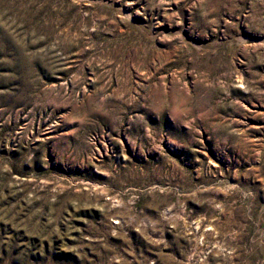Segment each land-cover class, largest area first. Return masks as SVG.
<instances>
[{
    "label": "rangeland",
    "instance_id": "rangeland-1",
    "mask_svg": "<svg viewBox=\"0 0 264 264\" xmlns=\"http://www.w3.org/2000/svg\"><path fill=\"white\" fill-rule=\"evenodd\" d=\"M0 264H264V0H0Z\"/></svg>",
    "mask_w": 264,
    "mask_h": 264
}]
</instances>
